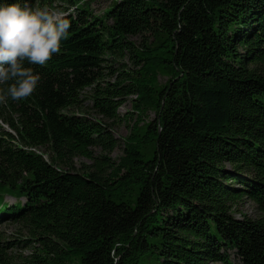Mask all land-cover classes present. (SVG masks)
<instances>
[{"label":"trees","instance_id":"16d2710c","mask_svg":"<svg viewBox=\"0 0 264 264\" xmlns=\"http://www.w3.org/2000/svg\"><path fill=\"white\" fill-rule=\"evenodd\" d=\"M91 1L0 0L71 21L26 64L33 95L0 103V224L26 231L0 232V264H264V0ZM144 88L157 113L134 144L114 129Z\"/></svg>","mask_w":264,"mask_h":264},{"label":"clouds","instance_id":"9594fccd","mask_svg":"<svg viewBox=\"0 0 264 264\" xmlns=\"http://www.w3.org/2000/svg\"><path fill=\"white\" fill-rule=\"evenodd\" d=\"M69 12L48 7L0 4V103L33 95L41 80L27 65L44 66L61 50L71 21Z\"/></svg>","mask_w":264,"mask_h":264},{"label":"rangeland","instance_id":"374dc122","mask_svg":"<svg viewBox=\"0 0 264 264\" xmlns=\"http://www.w3.org/2000/svg\"><path fill=\"white\" fill-rule=\"evenodd\" d=\"M112 1L114 0H92L90 6L94 12H101ZM131 39L136 42L138 41L137 38H131ZM158 69L155 70L156 75L154 77V80H151V81L149 80L148 82L147 89L149 90H151L152 88H155L154 86H162L166 81H168L169 74L165 72H160V71L158 72L157 71ZM139 98H140V103L142 105L141 111H138L137 113H131V109H132L131 101L125 103L121 107L120 111L121 113H124V112L130 113L129 115L131 117L127 118L126 123L121 122V124L116 126L114 129L115 135L120 136V137H125L127 141H129L130 143H134V144L139 143V142H136V140L138 138H141L147 133L146 126L149 122H151L155 118L156 113H157L154 107L155 106L154 102H156L155 96L151 97V94H149V92L144 88L143 90L141 89V91L139 92ZM151 101L153 103H151ZM88 108H89V103L86 102L84 104L83 110H88ZM147 144H145L144 146H146ZM123 155L124 153L122 151V147L116 148L111 153V156L113 159H118L122 157ZM3 200L6 201L8 204H12L16 200V198L10 194H4ZM20 200L22 201V199ZM240 210L241 212H243L249 217H253L256 214L255 206L251 201L245 202L243 206L240 207ZM234 215L236 217L239 216L237 212H234ZM0 232H1L2 237L7 240L25 238L26 236V231L22 227L21 224H18L15 222H9V221L8 222L6 221L0 224ZM17 250L18 251H28L26 248H23V246H19Z\"/></svg>","mask_w":264,"mask_h":264}]
</instances>
